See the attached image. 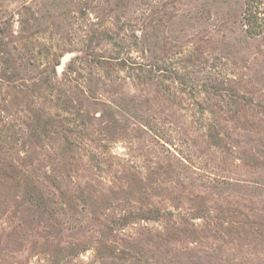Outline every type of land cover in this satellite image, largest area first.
Returning a JSON list of instances; mask_svg holds the SVG:
<instances>
[{"label":"rangeland","instance_id":"obj_1","mask_svg":"<svg viewBox=\"0 0 264 264\" xmlns=\"http://www.w3.org/2000/svg\"><path fill=\"white\" fill-rule=\"evenodd\" d=\"M83 3L88 14L78 22L31 40L30 66L19 67L8 47L0 53V117L9 121L10 145L72 148L57 172L58 208L20 226L15 243L7 236L18 217L0 212V264H157L181 253L264 264V192L255 187L264 158L254 147L264 126L252 125L253 109L231 112L225 94L253 89L264 39L242 42L239 13H206L205 0ZM88 21L93 32L85 36ZM41 112L62 119L68 143L26 141ZM178 216L188 225L178 227ZM218 217L237 229L222 231Z\"/></svg>","mask_w":264,"mask_h":264},{"label":"trees","instance_id":"obj_2","mask_svg":"<svg viewBox=\"0 0 264 264\" xmlns=\"http://www.w3.org/2000/svg\"><path fill=\"white\" fill-rule=\"evenodd\" d=\"M84 1L80 0L79 6L75 5L72 0H33L14 8L0 5V53L4 54L3 52L8 47L13 52L19 67L30 66L32 62L31 40L34 37L45 35L51 30L60 29L67 21L70 22V26L74 24V21L78 22L82 16L88 14ZM203 6L206 13L213 15L229 8H233L239 13L240 21L236 32L242 42L258 38L264 39V0H205ZM15 16L18 18L16 22L19 25V31L14 37L10 33V29ZM93 26L92 21H88L85 25L86 30L83 31L85 36L93 32ZM7 39L10 40L8 43H6ZM105 62L108 64V61ZM13 77L15 76L8 77V80ZM226 81L229 83L231 80L227 77ZM254 84V87H251L252 90L245 89V86L238 90L227 87L225 94L230 103L231 112L234 110L235 113H238L248 108L253 109L257 120L252 125L262 127L264 126V62L260 66ZM57 85L56 83L52 84L49 79L45 83L48 89L56 90ZM24 88L25 86L20 84V89ZM66 100L67 98L62 102H66ZM57 118L58 115L48 116L42 112L41 115L35 114L29 124L26 141L29 140V143L32 141V144L38 146L42 142L55 141L58 137L62 139L63 143H68L61 124L62 119ZM9 126V121L0 117V212L6 213V215L13 213V218L18 217L19 223L7 236L9 243H15L20 238L17 236L20 226L26 227L35 219L42 220V216L52 213L59 207V199H62L64 193L55 186L57 172L65 162L64 158H67L66 154H69L72 148L70 146L64 148L40 146L38 149L32 147L18 150L14 146V141V148L10 145L12 141L11 135L8 134ZM209 136L215 140L218 147H222L225 151L228 150L226 146H221L225 141L221 133L216 132L211 126ZM254 147L257 155L264 158V138L256 139ZM220 184L232 185L224 180H221ZM255 187L257 191L264 192V179L255 182ZM29 216L31 219H28ZM193 218L191 217V219ZM144 219L148 218L144 217ZM215 219L213 218L212 222ZM216 220L219 221L216 225L220 226L222 231H226L227 234L237 229L234 227L236 223L230 217H218ZM187 222L188 219L187 221L180 219L177 225L178 227L188 225ZM163 260L157 264H221L212 261V259L205 261L190 253L175 254L171 259L164 258Z\"/></svg>","mask_w":264,"mask_h":264},{"label":"water","instance_id":"obj_3","mask_svg":"<svg viewBox=\"0 0 264 264\" xmlns=\"http://www.w3.org/2000/svg\"><path fill=\"white\" fill-rule=\"evenodd\" d=\"M69 55L65 56L63 59H62V63L66 62L68 59H69ZM61 69V67L59 68V70Z\"/></svg>","mask_w":264,"mask_h":264}]
</instances>
